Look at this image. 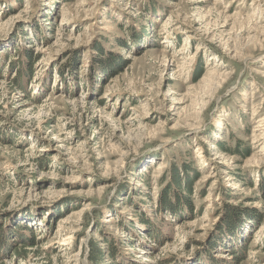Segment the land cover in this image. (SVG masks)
Returning a JSON list of instances; mask_svg holds the SVG:
<instances>
[{
	"label": "rangeland",
	"instance_id": "rangeland-1",
	"mask_svg": "<svg viewBox=\"0 0 264 264\" xmlns=\"http://www.w3.org/2000/svg\"><path fill=\"white\" fill-rule=\"evenodd\" d=\"M0 228V264H264V0H0Z\"/></svg>",
	"mask_w": 264,
	"mask_h": 264
},
{
	"label": "trees",
	"instance_id": "trees-1",
	"mask_svg": "<svg viewBox=\"0 0 264 264\" xmlns=\"http://www.w3.org/2000/svg\"><path fill=\"white\" fill-rule=\"evenodd\" d=\"M122 45V44H121ZM110 57V56H108ZM101 63H103L102 61H100ZM170 199H167L166 200V203L165 205L168 206L170 205ZM2 228H0V242H1V239H2ZM24 243V242H23ZM33 243H36L35 240H33ZM210 243V240L209 242ZM215 242L212 243L213 247H215L216 244H214ZM98 257H104V253H103V249L102 247L99 245V243L97 241H92V248H91V251H90V255H89V260L92 264L96 263L97 262V258Z\"/></svg>",
	"mask_w": 264,
	"mask_h": 264
},
{
	"label": "bare ground",
	"instance_id": "bare-ground-1",
	"mask_svg": "<svg viewBox=\"0 0 264 264\" xmlns=\"http://www.w3.org/2000/svg\"><path fill=\"white\" fill-rule=\"evenodd\" d=\"M180 50H181V51H185V49H184V48H180ZM191 55H192V57H191L190 59H192V60H193V59H195V58H196V54H195V53H192ZM212 147H213V148H215V146H214V145H212Z\"/></svg>",
	"mask_w": 264,
	"mask_h": 264
}]
</instances>
